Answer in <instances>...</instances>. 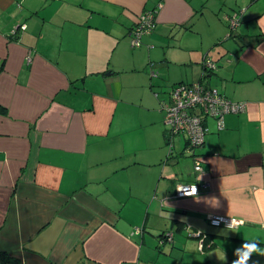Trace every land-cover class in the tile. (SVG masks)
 <instances>
[{
	"label": "crops",
	"instance_id": "0c3cea01",
	"mask_svg": "<svg viewBox=\"0 0 264 264\" xmlns=\"http://www.w3.org/2000/svg\"><path fill=\"white\" fill-rule=\"evenodd\" d=\"M207 55L217 67L202 75ZM197 79L242 108L208 118L191 176L166 160L181 148L167 128L153 147L164 166L144 161L129 105L161 121L171 88ZM165 84L168 99L155 91ZM186 182L198 198L174 195ZM215 214L245 224L233 232ZM253 238L264 247V0H0V251L17 264H232Z\"/></svg>",
	"mask_w": 264,
	"mask_h": 264
},
{
	"label": "built area",
	"instance_id": "2783aa9c",
	"mask_svg": "<svg viewBox=\"0 0 264 264\" xmlns=\"http://www.w3.org/2000/svg\"><path fill=\"white\" fill-rule=\"evenodd\" d=\"M238 20L237 14L230 18L232 23ZM156 26L155 12L147 11L137 21L130 32V41L133 47L139 46L142 43V36L152 32ZM31 57L28 56V61ZM210 63V62H209ZM211 64V63H210ZM167 111L166 122L170 123L171 139L179 133L187 137V150L194 154L195 166L194 169L199 171L202 169L200 154L192 152L197 147H201L207 127L205 119L207 116H214L218 119H223L224 114L232 111H239L242 104L233 102L223 96L217 88H207L200 82L194 81L191 83H179L173 86L170 90V101ZM224 124H221L222 127ZM196 186L199 192V185L195 182L180 183L177 188H182L185 192H190L191 187ZM176 188L175 196L183 197L181 191ZM218 217H223V221L214 224L213 220ZM231 218L241 220L236 216H228L224 214H215L210 218V223L215 226L225 225L230 222Z\"/></svg>",
	"mask_w": 264,
	"mask_h": 264
},
{
	"label": "rangeland",
	"instance_id": "374dc122",
	"mask_svg": "<svg viewBox=\"0 0 264 264\" xmlns=\"http://www.w3.org/2000/svg\"><path fill=\"white\" fill-rule=\"evenodd\" d=\"M169 90H170V84H165L164 86H161L155 89V91L158 92V94L160 92V94L164 95L166 99L169 98ZM138 96L139 97L142 96L141 90L139 88H135L134 92L131 94L130 97H138ZM163 105L165 107V111H164V116L161 121L159 120V113H158L159 110H154L151 104L149 107L146 105H143L146 108L145 110L139 103H137L136 105H129V109H127L128 112L130 111V116H127L129 120L127 124L124 125L125 128L123 127L124 129H127L128 131L130 130L129 132L130 135L127 138V140L129 141V144H134L132 146H136V147H140L139 145H141V148L138 150V154H140V157L144 161H151V162H155L156 164L158 163L156 166H159L160 168L164 166L163 161L166 157H162L163 149H153V147L155 145H160L162 143V139L165 140L163 130L167 128L168 133H169L170 127H171L170 123L165 122L167 111L170 105L167 100L164 101ZM138 112H144V115L138 116L137 114ZM122 117L124 119V116ZM184 137H185L184 134L180 133L173 140L175 145H180L181 147L180 150L178 151L179 152L184 151L185 153V155L181 156L179 158V161L177 162V165L179 166L178 171L180 173V169H184V167L188 168V172H190V176H191L193 172L194 162H193V157L191 156L190 152H188V150L186 149V142H185ZM166 147H169V145H167ZM171 166H173L172 162H171ZM168 209L170 212V208ZM169 225H170V215H169ZM190 226L191 228L185 227V229H186L187 234L189 236H192L194 232H192L191 224ZM177 234L178 232H176V235ZM197 234L198 232L195 231V235ZM172 235H173L172 232H168V233L163 234L162 236H164V238H167V240H172L171 239ZM162 241H163V238H162ZM175 251L178 252V250H175ZM160 254H162L161 251H160ZM179 257L180 255H177V258Z\"/></svg>",
	"mask_w": 264,
	"mask_h": 264
},
{
	"label": "clouds",
	"instance_id": "9594fccd",
	"mask_svg": "<svg viewBox=\"0 0 264 264\" xmlns=\"http://www.w3.org/2000/svg\"><path fill=\"white\" fill-rule=\"evenodd\" d=\"M258 23H260V21H258ZM177 190L181 191L182 195L192 196L194 199L199 197L198 189L196 186H192L190 192H185L182 188H177ZM209 205L212 207L219 206V205H211V204ZM221 221H223V217H218L215 220H213V223L218 224ZM244 224L245 221L242 219L237 220L235 218H231L230 222L226 223V227L233 232H240V229L243 227ZM135 234L139 235V232H136ZM253 254L264 256V247H261V241L258 238L247 239V240L244 239L242 245L236 248L234 251V255L237 257V259L233 260L232 264H248ZM218 258L220 260H225L226 256L224 255L223 257H218ZM253 264H257V262L253 261Z\"/></svg>",
	"mask_w": 264,
	"mask_h": 264
},
{
	"label": "trees",
	"instance_id": "16d2710c",
	"mask_svg": "<svg viewBox=\"0 0 264 264\" xmlns=\"http://www.w3.org/2000/svg\"><path fill=\"white\" fill-rule=\"evenodd\" d=\"M239 22H240L239 21V18H238V20H236L235 23H232V21H230V23H229V26H230V33H229V35L232 36V34H234L233 32L237 28V25L239 24ZM203 66H204V69L205 70H204V73L202 75H205L206 71L210 72L212 70H215V68L217 67L216 62L211 57H209L208 55L205 56V58L203 59ZM194 81L200 82L201 84H203L207 88H217L223 96H225L226 98L230 99L219 87L214 86V85H209V84L203 82L201 79L200 80L197 79V80H194ZM194 81H192V82H194ZM179 83H191V82L182 81V82H179ZM179 83H177V84H179ZM177 84H175V85H177ZM231 101H233V102H239V101H234V100H231ZM227 113H231V111L230 112H227ZM226 114H224V115H226ZM210 117L211 118H216L214 116H207L206 117V119H205V126L207 127L206 134L209 131V127H208V124H207V120ZM166 141H167L168 144H171L172 145L173 140L168 135L166 136ZM186 147H187V145H186ZM199 148H201V147L195 148L194 150H192V152L195 153V154H200L198 152ZM171 152H169V154L167 155L166 160H169V159L170 160L171 159H179L181 156H184L185 155L184 151L177 152V154H174V153H171ZM188 152H190V151H188ZM190 154L193 157L194 154H192V153H190ZM163 234H165V233H163ZM204 242H206V239H204ZM0 259L2 260L3 264H17L16 260L12 256H10L8 254V252L0 251Z\"/></svg>",
	"mask_w": 264,
	"mask_h": 264
},
{
	"label": "water",
	"instance_id": "95a60500",
	"mask_svg": "<svg viewBox=\"0 0 264 264\" xmlns=\"http://www.w3.org/2000/svg\"><path fill=\"white\" fill-rule=\"evenodd\" d=\"M175 192H176V191H175ZM200 234H201V232L199 231L197 235H200Z\"/></svg>",
	"mask_w": 264,
	"mask_h": 264
}]
</instances>
